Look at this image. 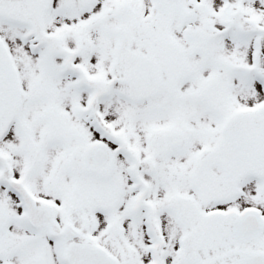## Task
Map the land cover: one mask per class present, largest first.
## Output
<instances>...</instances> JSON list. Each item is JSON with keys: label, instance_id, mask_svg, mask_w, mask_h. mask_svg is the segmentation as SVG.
<instances>
[{"label": "snow or ice", "instance_id": "1", "mask_svg": "<svg viewBox=\"0 0 264 264\" xmlns=\"http://www.w3.org/2000/svg\"><path fill=\"white\" fill-rule=\"evenodd\" d=\"M0 264H264V0H0Z\"/></svg>", "mask_w": 264, "mask_h": 264}]
</instances>
